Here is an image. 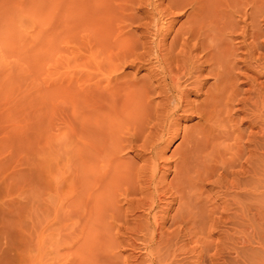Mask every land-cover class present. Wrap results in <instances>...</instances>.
<instances>
[{"label":"rangeland","instance_id":"1","mask_svg":"<svg viewBox=\"0 0 264 264\" xmlns=\"http://www.w3.org/2000/svg\"><path fill=\"white\" fill-rule=\"evenodd\" d=\"M96 1L0 0V237L9 239L8 245L11 247L1 243L0 239L2 263L27 264L26 262L30 261L28 264L32 262L33 264H264V170H262L264 169V139L256 138L260 152L262 147L261 157L248 161L249 167L254 170L252 172L259 173L261 176L256 177L263 182L254 179L255 176L251 179L253 181L246 178L248 183L250 181L253 183L248 185L244 180L242 188L244 185L246 189L242 192V190L226 191L217 181L221 172H224L222 169L227 168L230 160L228 154L231 155L235 150V144L231 143L234 142L232 138L235 133L237 134L238 131H240L238 133H246L251 129L252 132L258 131L256 125L249 126V116L245 112H235L234 109L240 106L233 103V100L238 97L235 94H239V99L248 96L255 74L251 71L246 72L240 65H236L235 70H232L235 76L230 77L231 72H221L223 74L215 76L216 74L210 73L207 66L205 72L202 71L201 74V79L204 77V80L199 91H195L188 84L185 86V83H181L180 89H189L186 99L191 105L188 106L190 108L182 107L172 111L175 109V100L165 87V90L162 88V79L158 75L160 68L152 49L155 41L152 35L157 23L161 28L163 27V31L169 28L164 37L162 55H159L164 67L174 68L177 64L187 63L188 59L180 54L179 48L184 38V31L193 25L194 31L204 30L203 44L205 46L208 44V47L211 46L213 50L219 48L221 52H224L225 44L221 45L224 40V43H233L236 46L237 37L233 34L232 36L224 34L228 30H233L234 26L239 32L242 23L234 22L238 18L231 16L230 9L226 6L240 0H125L126 3L124 0H98V2L103 1L98 7H96L98 2L94 4ZM121 1L125 7L128 5L130 8L135 7L136 9L132 8L131 13L130 11L128 13L133 15L136 12V16L129 21L130 25L125 22L122 28L115 29L114 20L120 16L116 9L120 10L124 7ZM197 1L200 10L191 14L192 8L188 4ZM169 5L171 8L174 5L177 7L171 9L173 15L166 16L164 11ZM88 6L91 7V11ZM94 8L101 12L94 11ZM103 10L106 15L101 14ZM100 15L108 16V21L112 20L111 23L108 24L107 19L102 17L106 23L103 21L104 25H99L102 20L98 17ZM151 21L154 23L145 31L142 25ZM112 23H114V28H111L113 31H108ZM104 26L107 28L105 29ZM128 29L133 33L130 34ZM99 30L104 31L107 38L110 37L109 35L113 36L110 38L114 40L109 38V41L107 38L104 40V35ZM134 32L140 36L138 38L142 42L138 43L139 41L136 42L138 39H134L138 45L133 42L130 46V40L133 39L131 37L137 38L136 34L133 35ZM110 40L112 44H108ZM119 40L124 41L125 45L124 43L120 45ZM113 41L119 43H113ZM193 42L195 40L191 43ZM211 42L213 45H209ZM112 45L121 50L123 58L120 51ZM108 47L113 48L115 55L109 52L112 49ZM134 49L137 52H134ZM197 51H193L190 56H195L197 53L200 55V49ZM138 52L141 56H138ZM149 53H152L155 58ZM111 56L115 59H110ZM113 59L123 63L112 61ZM136 59L141 63L135 62ZM113 62L118 68L114 69ZM153 70H156L154 74ZM240 73H243V76H240ZM215 78L218 82L214 80ZM258 80L264 81V77ZM159 81L160 86H158ZM143 89L145 91L142 93L149 94L150 96L146 95L149 98L145 95L141 96L140 91ZM110 100H114L111 104L116 108L110 107ZM127 100H131L127 103L131 105L129 104V107L124 103L126 107L124 106V109L122 107L123 111L125 108L128 110L131 108V112L135 114L136 110L132 109V106L136 107L134 103L139 105L140 110L144 104L145 110L143 108L139 111L138 107L135 109L144 119L147 113L151 118L147 117L146 121L149 122L151 119L152 122L150 120L149 125L146 126L147 123H144L145 126L139 128V125H142V118L140 119L139 116V120L138 114L133 115L129 112L136 121L129 116L127 109L123 114L119 104ZM105 108H108L107 111L116 109V112L120 114L119 117H123L124 120L119 119L118 113L114 111L110 112L111 119H103L107 115L104 113ZM202 109L204 110L201 111ZM112 116L116 117L115 123L120 120L117 121L118 124L114 123ZM124 121L127 125L125 127H129L127 122L130 126L132 125V128L134 125L137 127L134 126L135 129L129 127L130 130L123 129L124 125L121 126L119 122L124 124ZM166 123L169 124V134L163 130L168 126ZM210 123L212 124L209 125ZM214 124H216L215 127ZM145 127L148 128L145 129ZM152 127L153 129H150ZM156 127H160L161 131H158ZM101 129L106 131L108 139L105 142L103 139L105 135L101 134L100 137L104 141L100 140L101 143H99ZM210 129L213 131L210 132ZM133 130L134 133H132ZM103 131L101 133H104ZM145 135H147L146 138ZM190 140L194 141L192 153L187 151ZM108 141L111 143L104 147L106 150H100V154L98 146ZM113 143L115 145L121 143L120 145L124 148L119 145L118 150L120 148L123 150L117 151ZM228 143L231 144V148L233 146L234 148L232 151L229 149L227 154L225 145L228 147ZM104 145L106 146L102 144V147H99L103 149ZM218 146L220 151L217 150ZM108 148H113L114 151L110 149L112 154ZM213 150H215L214 153L216 152L214 155ZM106 154L110 155L109 159L108 155L104 156ZM110 157L117 160L118 164L120 163L118 165L111 159V167L120 170L118 174L121 173V176L118 180L124 182L119 181V183L128 185L127 190L121 183L118 185V180L110 178L112 172H116L117 175L116 169H109V172L112 171L108 174L107 169L111 164L105 167L107 166L105 162H110ZM225 157L228 158L225 159ZM246 157L243 158L242 163L246 164L245 161L248 160ZM98 158L105 162H101ZM220 158L225 167L219 161ZM126 173L129 174L126 177L132 178H129L131 179L129 184L126 183L127 178L124 179L126 181L121 179ZM103 174L105 179L102 177ZM107 174L110 175V179ZM92 179L94 186L90 184L92 182H89ZM106 179L109 181L107 182ZM257 181L263 185L259 184L260 193L246 191L256 183L258 184ZM212 182H217L219 186ZM252 184L254 185L251 187ZM120 185V190L123 187L125 191L119 190L122 195L118 197V194L112 190L115 187L119 189ZM95 189H98L97 193ZM105 189H109L110 192L103 191ZM111 191L115 196L109 194ZM93 192H95L94 195ZM102 194L106 197L105 203V197ZM112 196L115 199L118 197L119 202L114 201ZM107 199L113 200L115 206ZM100 201H103L106 207ZM140 201L143 204H141L142 207ZM106 202L111 203L106 204ZM101 204L105 208L112 205L110 207L112 209L107 211ZM147 204L149 206L152 204L150 207L153 209H149ZM113 208H115L114 211ZM241 209L244 213H240ZM105 212H109L107 216ZM241 221L244 223L242 224ZM3 244L4 247H1ZM27 252L29 256H26Z\"/></svg>","mask_w":264,"mask_h":264},{"label":"bare ground","instance_id":"2","mask_svg":"<svg viewBox=\"0 0 264 264\" xmlns=\"http://www.w3.org/2000/svg\"><path fill=\"white\" fill-rule=\"evenodd\" d=\"M100 1V0H99ZM125 1V0H124ZM127 1V0H126ZM126 1H125V3H126ZM130 1V0H129ZM132 1V0H131ZM171 1V0H170ZM204 1V0H203ZM97 2H98V0L96 1V2H94V4H97ZM103 2V1H102ZM102 2H98V4L96 5V7H98V5H99V3H101L102 4ZM122 2V1H121ZM229 2V1H228ZM89 3V2H88ZM129 3V2H128ZM127 3V4H128ZM132 3V2H131ZM130 3V4H131ZM90 5L92 4V3H89ZM122 4H123V2H122ZM174 4V3H173ZM172 4V5H173ZM229 4V3H228ZM89 5V6H90ZM124 5V7H123V9H121L120 8V10L119 9H116V10H118L119 11V17H117V19L115 18V20H114V23H115V29H117V28H122V26H123V24L125 23V22H127L128 24L130 23L129 21H131L132 19H133V17L135 18V16H136V12L133 14V12H132V14L134 15H131V14H129L128 13V11H130V9L131 10H133L132 8H130V7H125V4H123ZM132 5V4H131ZM135 5H137V4H135ZM189 6H190V8H192V11H190L191 12V14H194L195 12H197V11H199L200 9H199V2L197 1V2H192V3H190V4H188ZM187 5V6H188ZM88 6V7H89ZM100 6V5H99ZM102 6V5H101ZM104 6V5H103ZM105 6H108V5H105ZM134 6V5H133ZM137 6H139V4L137 5ZM141 6V5H140ZM157 6V5H156ZM177 6H178V4H177ZM177 6H173V8H175V7H177ZM188 6V7H189ZM87 7V8H88ZM92 7H94L93 5H92ZM227 8H229L230 9V14H231V16H233V17H237L238 19H237V21H234V22H237V24L239 23V22H241L242 23V25H241V27L239 28V32H237V30L238 29H235L236 28V26H234L233 27V25H232V27L234 28L233 30H228V32L226 33V34H224L225 36H232V34L235 36V37H237V39H238V41H236L235 42V44H236V46L235 45H233V43H224V41L223 42H221V45H224L225 44V47L226 48H222V50H224V52L222 51H220L219 50V48H217V49H215L214 48V50H213V48L210 46V47H208V44H207V46H205L204 44H203V40H202V36H203V31L204 30H202V29H200V30H198V31H194L193 29V27H194V25H193V27H190V28H188L186 31H184L185 33L183 34V36H184V38H182V43L180 44V54H182V56L183 57H185V58H187L188 60H187V63L186 64H183L182 63V65H179V64H177V65H175V67L174 68H170V67H164L163 66V63L161 62V58L159 59V55L161 54V51H162V47H163V44H164V37H165V34H166V32H167V30H169V28H165V30L163 31L162 30V28H161V26H159V24L157 23V25L155 26L156 27V29H155V31H154V34L152 35V36H154L155 38V41H154V46L152 47V49H154V52H155V54H153V55H155V57H156V61H157V65L159 66V68H160V72L158 73V75H160V77H161V79H162V85H163V90H165V89H167L168 90V92H170L171 94H172V96L174 97V100H175V109L174 110H172V111H177L178 109H180V108H182V107H188V106H191L190 105V103L187 101V94L189 93V89H186V90H184V88L183 89H180V87H181V83L183 82V83H185L184 85L186 86V84H188L189 86H192V89H194L195 91H199V88H201V84H202V81L204 80V77L201 79V74H202V71H204L205 69H206V67L208 66L209 67V70H210V73L211 72H214L216 75L215 76H219V74L221 75V74H223V73H221V72H231L230 73V77H231V75L232 76H235V75H233V69L235 70V66L236 65H240V67L241 68H244V71L246 70V72L247 71H251V72H253L254 74H255V77L252 79V86H251V88H250V90L248 91V96L247 97H241L240 99L238 98L239 97V94H235L236 96H238L237 98H236V96H235V98L236 99H234L233 100V103L234 104H237V105H239L240 107L238 108V109H234L235 110V112L236 113H238V112H245V114L246 115H248L249 117H248V119H249V126H254V125H256L257 126V128H258V131L257 132H252L251 130L250 131H248V132H244V133H238V132H240V131H238L237 132V134L235 133V136L232 138L233 139V141L234 142H231V143H234L235 144V150H233V152L231 153V155H230V153L228 154V150L230 149V151H232V148H234V146L231 148L230 146H231V144H229V146L227 147L226 145H225V148H227V150H226V152H227V154L230 156V160L228 161V165H227V168H221L222 170H224V172H221V174L218 176V178H217V181H219V183H221V186L222 187H224V189L226 190V191H233V190H242V192H243V190L244 189H246V187H244V185H243V188H242V183L244 182V180L246 179V178H249L250 180L251 179H253V177H254V179L256 178V179H258V180H260L259 178H257V177H259V173H257V174H254V172H252V171H254V170H252V168H250L249 166H250V162H248L249 160H251V159H254L255 158V160H256V158L258 157V158H260L261 156L260 155H262V153L261 152H263L262 151V147L261 146H259V147H261V152H260V149H258L257 147H258V144L256 143V142H258V140H256V138H260V137H262L261 139H264L263 137H264V81H259L258 79H260V78H262V77H264V0H240L239 2H236L235 4L233 3V4H231L230 6H226ZM138 8V7H137ZM140 8V7H139ZM145 8V7H144ZM173 8H171V6L169 5L168 6V8L167 9H165V11H164V13H166V16H168L169 14H172L173 15V12H171V9H173ZM180 8V7H179ZM85 9V8H84ZM88 9H90V11H91V7H89ZM99 9V8H98ZM100 9L102 10V8L100 7ZM111 9V8H110ZM136 9V8H135ZM148 9V8H147ZM202 9V8H201ZM94 11H97V12H99V10H97V8H96V10H95V8L93 9ZM101 10H100V12H101ZM139 9H137V11H138ZM204 10V9H203ZM225 10H227V9H225ZM105 11L108 13V10H106L105 9ZM141 11V10H140ZM154 11V10H153ZM96 12V13H97ZM99 12V13H100ZM147 12V11H146ZM155 12V11H154ZM153 12V13H154ZM183 12V11H182ZM99 13L97 14V15H99ZM103 13H105L104 12V10L102 11V15H103ZM111 13H112V10H111ZM130 13H131V11H130ZM157 13V12H156ZM185 13V12H184ZM143 14H144V12H143ZM190 14V15H191ZM201 14V13H200ZM229 14V13H228ZM94 15V14H93ZM104 15H106V13L104 14ZM157 15H158V13H157ZM162 15V14H161ZM171 15V16H172ZM175 15V14H174ZM179 15V14H178ZM110 16V15H109ZM150 16V15H149ZM152 16H154L153 14H152ZM152 16H150V17H152ZM160 16V15H159ZM170 16V17H171ZM229 16V15H228ZM91 17V16H90ZM99 18H100V22L101 23H99V25L100 24H103L104 25V23H106L104 20H103V18L102 17H105V16H98ZM113 17V16H112ZM138 17V16H137ZM108 16L107 17H105V19H107V21H108ZM123 19L124 20V22H123V20H120V19ZM197 18V17H196ZM203 18V17H202ZM138 19V18H137ZM139 19H141V18H139ZM148 19V18H147ZM171 19V18H170ZM93 20H94V18H93ZM203 20V19H202ZM219 20V19H218ZM239 20V21H238ZM104 21V23H102ZM111 19H110V21H108V24L109 23H111ZM137 21H139V20H137ZM169 21V20H168ZM230 21V20H229ZM97 21L95 20V23H96ZM140 22V21H139ZM170 22V21H169ZM224 22V21H223ZM94 23V24H95ZM114 23H112V26H111V24H110V30H108V31H113L111 28H114ZM126 23V24H127ZM152 23H154V21H151L150 23H148V24H143L142 26H143V29L145 30V31H147L148 29H149V27H150V25L152 24ZM160 23V22H159ZM164 23V22H163ZM221 23V22H220ZM229 23V22H228ZM97 24V23H96ZM108 24H105V25H108ZM132 24V23H131ZM138 24V23H137ZM167 24H169V23H167ZM103 25H101V26H103ZM130 25V24H129ZM171 26V24L169 25V27ZM196 26V25H195ZM211 26V25H210ZM131 27V26H130ZM188 27V26H187ZM200 27V26H199ZM198 27V28H199ZM103 28V27H102ZM101 28V29H102ZM104 28L106 29L107 27L106 26H104ZM109 28V27H108ZM172 28V27H171ZM184 28V27H183ZM229 28H230V26H229ZM100 29V30H101ZM115 29H114V32H116L115 31ZM131 29V28H130ZM151 29V28H150ZM196 29V28H195ZM100 30H99V32H100ZM107 30H105V32H106V34L108 33V31ZM129 30V29H128ZM185 30V29H184ZM202 30V31H201ZM206 30V29H205ZM119 31V30H118ZM117 31V34L119 33ZM121 31V30H120ZM126 31V30H125ZM131 31H132V29H131ZM208 31V30H207ZM227 31V30H226ZM103 34L102 35H104V31H101ZM100 32V33H101ZM129 32H130V30H129ZM212 32V31H211ZM133 33V32H132ZM131 32H130V34H132ZM151 33V32H150ZM216 33V32H215ZM135 34H136V32H134V36H135ZM101 35V36H102ZM107 35H109V33L107 34ZM205 35H207V33L205 34ZM222 35V34H221ZM221 35H220V37H221ZM110 37H113V36H111V35H109ZM120 36V35H119ZM132 36V35H131ZM103 37V36H102ZM110 37H108L109 39H113V38H110ZM122 37V36H121ZM136 37L137 38H134L133 36L131 37V38H133L132 40H130V46H132L133 44H137V43H135V40L136 39H138V40H136V42H138V43H140V42H142V41H140L139 40V38L138 37H140V36H137V34H136ZM204 37V36H203ZM104 38H107V36H105L104 35V37H103V39ZM107 38V39H108ZM130 38V39H131ZM177 38V37H176ZM179 38V37H178ZM215 38V37H214ZM230 38H232V37H230ZM106 39V40H107ZM109 39L107 40V41H109ZM118 39H120V38H118ZM135 39V40H134ZM144 39V38H143ZM142 39V40H143ZM208 39V38H207ZM218 39H220V38H218ZM225 39V38H224ZM236 39V38H235ZM105 40V39H104ZM104 40H102V41H104ZM114 40V39H113ZM121 40V39H120ZM119 40V41H120ZM145 40V39H144ZM192 40H195V42H193V43H191L192 42ZM214 40H216V38L214 39ZM123 41V40H122ZM206 41H208V40H206ZM211 41H212V39H211ZM218 41V40H217ZM110 42H111V40H110ZM108 43V44H112V42L111 43ZM126 42H127V40H126ZM134 42V43H133ZM146 41H144V43H145ZM177 42V41H176ZM106 43V42H105ZM113 43H119L118 41L117 42H115V41H113ZM120 45H122V43H124V41L123 42H121L120 41ZM133 43V44H132ZM150 43V42H149ZM107 44V43H106ZM107 44V46H109ZM142 44V43H141ZM140 44V45H141ZM212 44V42L211 43H209V45H211ZM124 45H125V43H124ZM138 45V44H137ZM146 45V44H145ZM213 45V44H212ZM104 46H105V44H104ZM127 46H128V44H127ZM127 46H124V47H127ZM216 46V45H215ZM214 46V47H215ZM220 45H218V47H219ZM110 47V46H109ZM108 47V48H109ZM112 47H116L117 48V46H114V45H112ZM134 47H135V45H134ZM132 48V47H131ZM139 48V47H138ZM141 48H142V46H141ZM151 48V47H150ZM175 48V47H174ZM109 49H112V50H110L109 52L111 53H113V55H115L114 54V52H113V48H109ZM118 49V48H117ZM117 49H115L116 51H117ZM127 49V48H126ZM133 49V48H132ZM135 49H137V48H135ZM134 49V52H137V50H135ZM147 49H149V48H147ZM151 49V50H152ZM200 49V51H201V54L199 55L198 53H197V55H195V56H190L191 55V53L193 52V51H197V50H199ZM119 51H120V54H121V56L120 55H118L117 53V55L119 56V57H121V58H123V54L121 53V50L120 49H118ZM130 50V49H129ZM145 50V49H144ZM115 51V52H116ZM118 51V52H119ZM140 51V50H139ZM128 52V51H127ZM133 52V51H132ZM169 52V51H168ZM167 52V53H168ZM198 52V51H197ZM130 54H133V53H130ZM135 54V53H134ZM137 54V53H136ZM150 54V53H149ZM166 54V53H165ZM141 56V54L138 52V56ZM150 55H152V53L150 54ZM152 55V57L153 58H155L154 56ZM162 55V54H161ZM194 55V54H193ZM128 56H129V54H128ZM134 56V55H133ZM177 56V55H176ZM112 58H114L115 59V57H113V56H111L110 57V59H112ZM130 58V57H129ZM142 58V57H141ZM140 58V59H141ZM151 58V57H150ZM177 58V57H176ZM184 58V59H185ZM112 60V61H117V62H120V63H123V62H121V61H118V59H116V60ZM124 59H125V57H124ZM124 59H123V61H124ZM139 59V58H138ZM149 59V58H148ZM152 59V58H151ZM171 59V58H170ZM179 59V58H178ZM177 59V60H178ZM107 60V59H106ZM143 60V59H142ZM150 60V59H149ZM175 60V59H174ZM180 60V59H179ZM126 61V60H125ZM132 61L134 62V60L132 59ZM144 61V60H143ZM148 61V60H147ZM185 60H183V62H184ZM110 62H111V60H110ZM109 62V63H110ZM116 62V63H117ZM135 62H140L139 60L137 61V59H136V61ZM150 62V61H149ZM180 62V61H179ZM186 62V61H185ZM114 63V62H113ZM113 63H112V65H113ZM141 63V62H140ZM144 63V62H143ZM147 63V62H146ZM150 64V63H149ZM165 64V63H164ZM167 64V63H166ZM115 65V66H114ZM114 69L115 68H118L117 67V65L114 63ZM119 65V64H118ZM123 65V64H122ZM130 65V64H129ZM156 65V64H155ZM168 65V64H167ZM99 66H100V64H99ZM108 66V65H107ZM110 66V65H109ZM109 66H108V68H109ZM121 66V65H120ZM110 68H111V66H110ZM155 69V68H154ZM208 70V71H209ZM154 71V70H153ZM156 71V70H155ZM155 71L153 72V74L155 73ZM114 72H115V70H114ZM152 72V71H151ZM205 72V71H204ZM116 73V72H115ZM209 73V74H210ZM237 73V72H236ZM227 74V73H226ZM243 74V73H242ZM241 73H240V76L242 75ZM246 74V73H245ZM248 74V73H247ZM203 75H204V73H203ZM208 75V74H207ZM238 75V74H237ZM253 75V74H252ZM110 76V75H109ZM223 76V75H222ZM243 76V75H242ZM246 77V76H245ZM236 78V77H235ZM237 78H238V76H237ZM236 78V79H237ZM221 79V78H220ZM224 79H225V77H224ZM246 79V78H245ZM249 79V78H248ZM155 80V79H154ZM206 80V79H205ZM214 80H216L217 82H218V80H217V78H215ZM222 80V79H221ZM220 80V81H221ZM227 80V79H226ZM251 80V79H250ZM156 82V84H157V81H155ZM215 82V81H214ZM216 82V83H217ZM224 82V81H223ZM227 82V81H226ZM251 82V81H250ZM107 83V82H106ZM204 83V82H203ZM241 83V82H240ZM220 84V83H219ZM221 84H222V82H221ZM234 84V83H233ZM203 85V84H202ZM228 85V84H227ZM232 85V84H231ZM157 86V85H156ZM158 86H160V81H159V85ZM185 86H182V87H185ZM152 87V86H151ZM164 87H165V89H164ZM222 87V86H221ZM249 87V86H248ZM148 88V87H147ZM147 88H145L146 90H148ZM150 88V87H149ZM188 88V87H187ZM214 88V87H213ZM236 88V87H235ZM145 89H143V90H139L141 93L143 92V91H145ZM151 89V88H150ZM154 89V88H153ZM161 91H163L161 88H159ZM191 89V88H190ZM213 90V89H212ZM218 90V89H217ZM220 90V89H219ZM232 90V89H231ZM158 91V90H157ZM128 92V91H127ZM138 92V91H137ZM146 93H149V92H146ZM162 93V92H161ZM169 93V94H170ZM227 93V92H226ZM229 93H231V92H229ZM234 93V92H233ZM247 93V92H246ZM139 94V93H138ZM166 94H167V91H166ZM173 94H175V95H173ZM244 94V93H243ZM115 95V94H114ZM136 95H137V93H136ZM135 94H134V96H136ZM141 95V94H140ZM139 95V96H140ZM146 96V95H149V94H145V92L144 93H142V95L141 96ZM165 95V94H164ZM163 95V96H164ZM168 95V94H167ZM233 95V94H232ZM242 95V94H241ZM150 96V95H149ZM149 96H146V97H148L149 98ZM214 96V95H213ZM217 96V95H216ZM215 97V96H214ZM227 97V96H226ZM206 98V97H205ZM212 98V97H211ZM229 98V97H228ZM114 99V98H113ZM121 99V98H120ZM127 99V98H126ZM138 100H140L139 98H137ZM219 99V98H218ZM119 100V99H118ZM122 100V99H121ZM149 100V99H148ZM168 100V99H167ZM211 100V99H210ZM111 102H109V104H111L112 103V101H114V100H110ZM131 101V100H130ZM129 100H127V101H122V104H123V106H122V104H119V105H121V108L119 107V105H117L118 106V108H120L121 109V112L124 114V112L126 111V109H127V111L126 112H131V108H129V110H128V108H125V110L123 111L122 110V107H123V109H124V106L126 107V105L125 104H127L128 102H130ZM226 101V100H225ZM228 101V100H227ZM108 102H105V103H108ZM141 102H143L142 101V99H141ZM215 102V101H214ZM114 103V102H113ZM125 103V104H124ZM131 103H133V101L131 102ZM150 103V102H149ZM203 103V102H202ZM222 103V102H221ZM224 103V102H223ZM228 103V102H227ZM116 104H118L117 102H116ZM130 104V103H129ZM129 104H127V105H129ZM166 104V103H165ZM216 104V103H215ZM226 104V103H225ZM113 104H111L110 105V107H114V106H112ZM131 105V104H130ZM130 105H129V107H130ZM144 104H142V107L144 108V110H145V105L143 106ZM169 105V104H168ZM227 105V104H226ZM134 106H136V107H138L137 109L139 110V111H141V110H143V108L140 110L139 109V105H136L135 103H134ZM140 106H141V103H140ZM150 105H148V107H149ZM166 106V105H165ZM164 106V107H165ZM170 106V105H169ZM105 107V106H104ZM103 107V108H104ZM106 107H107V104H106ZM136 107H133L132 106V109L134 108V110H136V112L138 111L137 109H135ZM220 107V106H219ZM102 108V109H103ZM114 108H116V107H114ZM141 108V107H140ZM167 108V107H166ZM188 108H190V107H188ZM230 108V107H229ZM107 109L108 108H105V114H107V115H105V117H104V114L103 113H101L102 115H103V119H105L106 118V120L108 119V118H110V114H112V113H110L111 111H114V112H116L117 110L116 109H114V110H108L107 111ZM119 109V110H120ZM194 109V108H193ZM214 109V108H213ZM104 110V109H103ZM146 110H148V109H146ZM195 110H196V108H195ZM194 110V111H195ZM204 109H202L201 111H203ZM107 111V112H106ZM138 111V113H136L135 112V114H134V112L132 111L131 113H133V115H137L138 116V119H139V116H140V119L142 118V120H141V123H142V125H139V128H140V126H145V124L144 123H147L146 124V126L147 125H149V122H150V120H149V118H151V117H149L148 116V114L146 113L145 115H146V117H145V119H144V117H141L142 116V114H139L140 112ZM181 111V110H180ZM198 111V110H197ZM213 111V110H212ZM212 111H211V113H212ZM103 112V111H102ZM125 112V113H126ZM149 112H151L150 110H149ZM155 112V111H154ZM226 112H227V110H226ZM116 113H118V112H116ZM131 113H129V116L132 118V119H134L132 116L133 115H131ZM167 113V112H166ZM195 113H196V111H195ZM205 113V112H204ZM203 113V114H204ZM144 114V113H143ZM153 114V113H152ZM155 114V113H154ZM164 114V113H163ZM175 114V113H174ZM190 114H192V113H190ZM200 114V113H199ZM213 114V113H212ZM126 115V117H128V118H130L127 114H125ZM170 115H171V113H170ZM169 115V116H170ZM226 115V114H225ZM109 116V117H108ZM117 116L119 117L120 116V114L118 113L117 114ZM168 116V117H169ZM101 117V116H100ZM113 117V116H112ZM147 117H149L148 118V120H149V122L148 121H146L147 119ZM166 117V116H165ZM204 117H205V115H204ZM114 118V123H115V118L116 117H113ZM137 118V117H136ZM161 118V117H160ZM208 118V117H207ZM215 118V117H214ZM227 118V117H226ZM102 119V118H101ZM111 119V118H110ZM119 119H123V117L121 118V117H119ZM139 119V120H140ZM143 119H144V121H143ZM157 119V118H156ZM202 120H203V118H201ZM124 120V119H123ZM122 120V121H123ZM135 120V119H134ZM155 120V119H154ZM166 120V119H165ZM208 120V119H207ZM207 120H205V121H207ZM211 120V119H210ZM215 120V119H214ZM112 121V122H113ZM117 121H120V120H117ZM116 121V123L115 124H118V122ZM136 121V120H135ZM138 121V120H137ZM146 121V122H145ZM204 121V124L206 123ZM220 121V120H219ZM140 122V121H139ZM151 122H152V120H151ZM211 122V121H210ZM99 123H101V122H99ZM102 123H103V121H102ZM110 122H108V124H109ZM155 124H157L156 122H154ZM153 123V124H154ZM168 123H170L169 121H168ZM168 123H166V124H168ZM212 123H213V120H212ZM212 123H210L209 125H211ZM230 123V122H229ZM119 124L121 125V126H123V129H129V127H131L130 126V124L127 122V124H128V126L129 127H125V126H127L126 124H125V121H124V124L123 123H121V122H119ZM154 124V125H155ZM203 124V125H204ZM217 124H219V123H217ZM247 124H248V122H247ZM111 126H114V125H112V124H110ZM109 125V126H110ZM206 125V124H205ZM220 125V124H219ZM104 126H106V124L104 125ZM103 126V127H104ZM108 125H107V127H109ZM110 126V127H111ZM117 126V125H116ZM119 126V125H118ZM135 127H137V125H134ZM133 126V128L132 129H135V127ZM151 126H152V124H151ZM158 126V125H157ZM161 127H162V125H160ZM201 126H202V124H201ZM216 126V124H214V127ZM248 126V125H247ZM255 126V127H256ZM109 127V128H110ZM206 127V126H205ZM212 127H213V125H212ZM222 127V126H221ZM231 127V126H230ZM144 128V127H143ZM146 128H148V127H145V129ZM157 129H159L158 127H156ZM170 128H171V124H170ZM211 128V127H210ZM229 128V127H228ZM256 128V129H257ZM141 129H142V127H141ZM140 129V130H141ZM144 129V130H145ZM150 129H153V127L152 128H150ZM157 129H156V131H157ZM161 129V128H160ZM158 130V131H161V130ZM163 129V128H162ZM214 129V128H213ZM221 129H223V128H221ZM234 129V128H233ZM248 129H250V128H248ZM120 130V129H119ZM130 130V129H129ZM139 130V129H138ZM155 130V129H154ZM164 131H166L167 132V134H169L170 132V129H169V124H168V126L167 127H164V129H163ZM219 130V129H218ZM224 130H226V129H224ZM232 130V129H231ZM247 130V129H246ZM99 132H100V130H98ZM97 131V132H98ZM103 130L101 129V132H102ZM113 131V130H112ZM126 131V130H125ZM172 131V130H171ZM174 131H176V130H174ZM201 131V130H200ZM211 131H213V130H211L210 129V132ZM214 131H215V129H214ZM242 131H244V130H242ZM100 132V134H99V143H101V141L100 140H102V137H100V136H106V131H103L104 133H101ZM107 132H109V131H107ZM129 132V131H128ZM127 132V133H128ZM146 133V131H143V133ZM149 132V131H148ZM147 132V133H148ZM216 132H218V131H216ZM221 132H222V130H221ZM116 133H117V131H116ZM132 133H134V130H133V132ZM136 133V132H135ZM138 133V132H137ZM157 133V132H156ZM162 133V132H161ZM219 133H220V131H219ZM102 134V135H101ZM107 134H109V133H107ZM118 134L120 135V132H118ZM122 134V136L124 137V135H123V133H121ZM142 134V133H141ZM150 134V133H149ZM148 134V135H149ZM163 134V133H162ZM166 133H164V135H165ZM166 134V135H167ZM221 134V133H220ZM220 134H218V135H220ZM223 134V133H222ZM111 135V134H110ZM133 136H134V134H132ZM163 135V136H164ZM172 135H173V131H172ZM197 135V134H196ZM209 135V134H208ZM225 135V134H224ZM227 135V134H226ZM104 136V137H105ZM121 136V135H120ZM129 136V135H128ZM132 136V137H133ZM142 136V135H141ZM150 136V135H149ZM153 136H155V134L153 133ZM160 136H161V134H160ZM159 136V138H161ZM168 136H170V135H168ZM174 136V135H173ZM184 136V135H183ZM199 136V135H198ZM198 136H196V137H198ZM232 136V135H231ZM94 137V136H93ZM103 137V139L105 140V142L107 141L106 139H108L107 138V136H106V138H104ZM147 137V135H145V138ZM166 137V136H165ZM164 137V138H165ZM202 137V136H201ZM228 137V136H227ZM230 137V136H229ZM111 138V137H110ZM109 138V139H110ZM152 138V137H151ZM157 138V137H156ZM184 138V137H183ZM112 139V138H111ZM116 139V138H115ZM153 139V138H152ZM199 139H200V137H199ZM203 139V138H202ZM260 139V140H261ZM104 140H102V141H104ZM114 140V139H113ZM116 140H118V141H120L121 139H116ZM135 140V139H134ZM147 140V139H146ZM155 140V139H154ZM185 140V139H184ZM194 140H196V138L194 139ZM198 140V139H197ZM225 140V139H224ZM223 140V141H224ZM226 140H228V139H226ZM122 141V140H121ZM145 141V140H144ZM156 141V140H155ZM160 141V140H159ZM182 141V140H181ZM105 142H102V144H106V146L104 145L103 146V149H101L99 146H101L102 144H100L99 146H98V150H99V153H100V150L102 151V150H106L105 148L108 146V144L109 143H111V142H109L108 141V143H105ZM113 142V141H112ZM116 142V141H115ZM150 142V141H149ZM148 142V143H149ZM156 142H158V141H156ZM185 142V141H184ZM98 143V144H99ZM126 143H128V142H126ZM131 143V142H130ZM199 143H200V140H199ZM121 144V143H120ZM120 144H117V145H115L114 143H113V145H115L116 147H117V151H122L123 149L122 148H124L123 146H121ZM129 144V143H128ZM149 144H151V143H149ZM112 144H111V146H113ZM121 146L122 148H120V150H118L119 148H118V146ZM122 145H123V143H122ZM148 145V144H147ZM189 145H190V147L187 149V151L188 152H191L192 150H193V148H194V141H192V140H190V142H189ZM216 145V147H217V144H215ZM262 145V144H261ZM119 146V147H120ZM131 146V145H130ZM129 146V147H130ZM143 146H144V144H143ZM148 146H150V145H148ZM153 146H154V144H153ZM102 147V146H101ZM105 147V148H104ZM114 147V146H113ZM230 147V148H229ZM264 147V146H263ZM149 148H151L152 149V147L150 146ZM97 149V148H96ZM109 149V148H108ZM111 149V148H110ZM110 149H109V151H110ZM114 149H115V147H114ZM153 149H154V147H153ZM111 150H113V148L111 149ZM141 150V149H140ZM217 150L218 151H220L219 150V146H218V148H217ZM114 151V150H113ZM146 151V150H145ZM144 151V152H145ZM214 151L215 150H213V152H212V154L214 155V154H216V152L214 153ZM217 151V152H218ZM105 153H106V151H104ZM119 152H117L118 154H119ZM204 152V151H203ZM226 152H225V154H226ZM107 153H109V152H107ZM116 153V154H117ZM185 153H186V151H185ZM192 153V152H191ZM201 153H202V151H201ZM219 153V152H218ZM221 153V152H220ZM264 153V152H263ZM101 154V153H100ZM100 154H99V157H100ZM110 154H112L111 153V151H110ZM117 154V155H118ZM189 154V153H188ZM108 154H106V155H104L105 157L107 156ZM152 155V154H151ZM179 155V154H178ZM109 156L110 155H108V159H109ZM115 156V155H114ZM156 156V155H155ZM204 156V155H203ZM245 156H247L246 157V159H248L247 161H245L246 162V164L245 163H242V160H243V158L245 157ZM102 157V156H101ZM116 157V156H115ZM157 157V156H156ZM213 157H215V156H213ZM117 159H118V157H116ZM180 158V157H179ZM228 158V157H227ZM226 157H225V159H227ZM257 158V159H258ZM263 158H264V156H263ZM98 159H100L101 160V158H98ZM103 159V158H102ZM112 158L110 157V162H108L107 161V159H106V161L107 162H105V161H103V160H101V162H105L106 164H107V166L105 165V167H108V165H110L109 167H111L112 166V163H111V161L112 160H114V158L111 160ZM214 159V158H213ZM224 159V160H225ZM245 159V160H246ZM92 160V159H91ZM222 160V158H220V160L219 161H221ZM115 161V160H114ZM252 161V160H251ZM96 162V161H95ZM101 162H99V163H101ZM188 162V161H187ZM218 162V161H217ZM222 162V161H221ZM244 162V161H243ZM109 163V164H108ZM115 163L116 164H118V161L116 160L115 161ZM209 163V162H208ZM120 164V163H119ZM118 164V165H119ZM123 164V163H122ZM189 164V163H188ZM203 164V163H202ZM216 164H218V163H216ZM223 162H222V166H223ZM260 164V163H259ZM99 165V164H98ZM103 165V164H102ZM153 165V164H152ZM205 165H207V164H205ZM93 166V165H92ZM96 166V165H95ZM121 167H122V165H120ZM190 166V165H189ZM255 166V165H254ZM264 166V165H263ZM103 167H104V165H103ZM102 167V168H103ZM108 167V174H110V172L112 171V170H110V172H109V169H116V168H109ZM114 167V166H113ZM127 167V166H126ZM147 167V166H146ZM177 167V166H176ZM208 167V166H207ZM223 167H225V166H223ZM99 168V167H98ZM259 168V167H258ZM203 169V168H202ZM91 170L93 171V168H91ZM97 170H99V169H97ZM123 171H125V169H122ZM127 170V169H126ZM208 170V169H207ZM215 170V169H214ZM256 170V169H255ZM258 170V169H257ZM262 170H264V169H262ZM100 171H102L101 169H100ZM116 171H117V175H116V172L114 173V172H112L113 174H110V175H112L111 177H110V175H108V178L110 177L111 179H115V180H118V177L120 178V176H121V173H119L118 174V172H120V170L118 171L117 169H116ZM128 171V170H127ZM126 171V172H127ZM260 171H261V169H260ZM103 172V171H102ZM104 172H106L105 170H104ZM174 172H175V170H174ZM197 172V171H196ZM200 172H201V170H200ZM263 172V171H262ZM128 173H130V171H128ZM133 173V172H132ZM190 173V172H189ZM198 173H199V171H198ZM255 173H256V171H255ZM102 174V173H101ZM208 174V173H207ZM216 174V173H215ZM93 175H95V174H93ZM114 175V176H113ZM116 175V176H115ZM126 175H128L129 176V174H124L122 177H121V179H126V180H124V181H126V183L127 184H129L130 182H131V177H126ZM199 175V174H198ZM205 175V174H204ZM210 175V174H209ZM217 175H218V173H217ZM216 175V176H217ZM133 176V175H132ZM185 176V175H184ZM189 176V175H188ZM213 176V175H212ZM257 176V177H256ZM261 176V175H260ZM102 177H104V179H105V176H104V174H103V176ZM115 177V178H114ZM137 177V176H136ZM204 177H206V176H204ZM210 177V176H209ZM96 178H97V176H96ZM109 178V179H110ZM117 178V179H116ZM129 178H131V179H129ZM138 178V177H137ZM196 178H197V176H196ZM213 178V177H212ZM261 178V177H260ZM88 179H90V178H88ZM104 179L103 180H101L102 182L104 181ZM139 179V178H138ZM148 179V178H147ZM195 179V178H194ZM208 179H210V178H208ZM216 179V178H215ZM219 179V180H218ZM128 180H129V182H128ZM151 180V179H150ZM206 180H207V177H206ZM106 181L108 182L109 180L108 179H106ZM119 181H121L122 182V180H118L117 181V183H118V185L121 183H119ZM215 181V180H214ZM246 181V180H245ZM251 181H253V180H251ZM249 182L250 184L251 183H253V182ZM256 181V180H255ZM261 182H263L262 181V179L260 180ZM260 181L258 182V184L256 183L255 184V186H253L254 184H252L251 185V187L252 188H250L249 190H246V191H251V192H253V193H260L259 192V189H260V187L261 186H263L264 185V183H263V185L262 184H260ZM89 182H92V183H90V184H92L93 186H94V184H93V179L92 180H90ZM193 182H196V181H193ZM202 182V181H201ZM247 182V181H246ZM105 183V182H104ZM116 183V182H115ZM116 183V184H117ZM122 183H124V182H122ZM121 183V185H124V184H122ZM189 183H190V181H189ZM207 183V182H206ZM212 183H214V182H212ZM217 183V182H216ZM216 183H214V184H216ZM248 183V182H247ZM248 183V185H250ZM106 184V183H105ZM261 186H260V185ZM121 185H120V188L119 189H116L117 187H115V189L114 190H112L113 192H115V194L117 193L118 195V197H120L119 195L121 194L122 195V193H120V192H122V190L123 191H125V189L127 188V186L126 185H124L123 187L125 188V189H123V187H122V190H120L121 189ZM131 185V184H130ZM130 185H129V187H130ZM183 185V184H182ZM189 185V184H188ZM188 185L186 186V187H188ZM216 185H218V183L216 184ZM93 186H91V188L93 187ZM96 186V185H95ZM126 186V187H125ZM190 186V185H189ZM219 186V185H218ZM193 187V186H192ZM197 187V186H196ZM100 188V187H99ZM134 188V187H133ZM107 189V188H106ZM103 190V191H106L107 193H108V190ZM128 189V188H127ZM126 189V190H127ZM138 189V188H137ZM195 189V188H194ZM223 189V190H224ZM248 189V188H247ZM262 189V188H261ZM92 190V189H91ZM96 190V193H97V190L98 189H95ZM116 190H118L117 192H116ZM119 190H120V192H119ZM131 190V189H130ZM94 191V190H93ZM111 191V193H109V194H113V192ZM184 191V190H183ZM99 192V191H98ZM109 192H110V190H109ZM119 192V193H118ZM187 192V191H186ZM241 192V191H240ZM241 192V193H242ZM94 193L95 192H93V195H94ZM135 193V192H134ZM238 193V192H237ZM245 193V192H244ZM98 194H100V192L98 193ZM115 194H113L114 196H115ZM157 194V193H156ZM189 194H190V191H189ZM247 194V193H246ZM103 195V194H102ZM224 195V194H223ZM227 195V194H226ZM239 195V194H238ZM253 195H255V194H253ZM104 197H105V195H103ZM124 197H126L125 195H123ZM123 196H121V197H123ZM128 196V195H127ZM161 196V195H160ZM191 196V195H190ZM189 196V197H190ZM243 196V195H242ZM113 197V196H112ZM118 197L115 199L114 197L112 198V199H114V201L116 200V201H118L119 199H118ZM217 197V196H216ZM233 197H235V196H233ZM111 198V197H110ZM109 198V199H110ZM188 198V197H187ZM109 199H107V201H111V202H113V206H115V204H114V201L113 200H109ZM126 199V198H125ZM176 199V198H175ZM99 200H103V199H99ZM128 200V199H127ZM184 200H185V198H184ZM197 200V199H196ZM236 200V199H235ZM105 201H106V197H105V199H104V203H105ZM139 201V200H138ZM147 201V200H146ZM152 202L154 201V200H151ZM188 201H189V198H188ZM239 201V200H238ZM250 201V200H249ZM103 203V201H100V203ZM111 202H106V204L108 203V204H110ZM119 202V201H118ZM128 202V201H127ZM141 202V201H140ZM139 202V203H140ZM181 202H182V200H181ZM103 203V205H105ZM158 203V202H157ZM236 203H238V202H236ZM258 203V202H257ZM142 202L140 203V206L142 207ZM149 204V203H148ZM147 204V205H148ZM102 205V204H101ZM100 205V206H101ZM102 205V207H104ZM112 205H108L109 206V208H105L106 207V205H105V209L107 210V209H112V208H110V207H112ZM152 204H150V206H151ZM241 205V203L239 204V206ZM244 205V204H243ZM149 206V205H148ZM148 206H147V208H148ZM149 206V209H151L152 207H150ZM154 206V205H153ZM184 206V205H183ZM215 206V205H214ZM253 206V205H252ZM144 207V206H143ZM223 207V206H222ZM120 208V207H119ZM236 208H238V207H236ZM114 209L115 208H113V211H114ZM140 209V208H139ZM153 209V208H152ZM106 210H104V211H106ZM118 210V209H117ZM116 210V211H117ZM120 210V209H119ZM182 210V209H181ZM213 210V209H212ZM99 211V210H98ZM108 211V210H107ZM110 212V211H109ZM109 212H105L106 213V216H107V213H109ZM118 212V211H117ZM209 212V211H208ZM241 212H243L242 211V209H241V211H240V213ZM112 213V212H111ZM211 213V212H210ZM236 213H237V211H236ZM244 213V212H243ZM242 213V214H243ZM115 214V213H114ZM116 215V214H115ZM115 215H114V217H115ZM119 215V214H118ZM207 215H208V213H207ZM240 215V214H239ZM242 216V215H241ZM111 217H112V215H111ZM111 217H109L110 219H111ZM120 217V216H119ZM125 217V216H124ZM179 217V216H178ZM216 217V216H215ZM225 217V216H224ZM243 217H245V216H243ZM223 218V217H222ZM228 218V217H227ZM155 219V218H154ZM182 219V218H181ZM233 219V218H232ZM218 220V219H217ZM163 221V220H162ZM178 221V220H177ZM233 221V220H232ZM242 222V221H241ZM171 223V222H170ZM220 223V222H219ZM244 222H242V224H243ZM226 225V224H225ZM174 226V225H173ZM158 227H161V226H158ZM179 228V227H178ZM217 228V227H216ZM178 230V229H177ZM176 232V231H175ZM175 235V234H174ZM0 239H1V237H0ZM2 241H1V243H4L5 245H8V242H10L9 241V239H7L6 237H3L2 239H1ZM4 241V242H3ZM33 242V241H32ZM4 244H3V246H1V247H4ZM1 245V244H0ZM6 247V246H5ZM7 247H9V248H11L10 247V245H8ZM33 252V251H32ZM13 253V252H12ZM8 254V253H7ZM18 254V253H17ZM31 254V253H30ZM19 255V254H18ZM7 256V255H6ZM10 256V255H9ZM26 256H29V254H28V252H27V255ZM11 257V256H10ZM15 257V256H14ZM22 257V256H21ZM16 259V258H15ZM22 259V258H21ZM20 259V260H21ZM17 260V259H16ZM36 260V259H35ZM34 260V261H35ZM13 262H14V260H12ZM23 261L25 262V260L23 259ZM3 262V260L1 261V257H0V264H3L2 263ZM19 262V261H18ZM20 262H22V261H20ZM29 263H30V261H28ZM28 262H26L27 264H28ZM5 263V262H4ZM23 263V262H22ZM36 263V262H35ZM19 264H21V263H19ZM32 264H33V262H32Z\"/></svg>","mask_w":264,"mask_h":264}]
</instances>
